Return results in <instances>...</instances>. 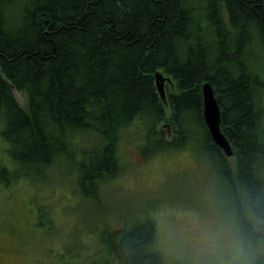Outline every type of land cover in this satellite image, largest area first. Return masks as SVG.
Listing matches in <instances>:
<instances>
[{"label": "trees", "instance_id": "trees-1", "mask_svg": "<svg viewBox=\"0 0 264 264\" xmlns=\"http://www.w3.org/2000/svg\"><path fill=\"white\" fill-rule=\"evenodd\" d=\"M157 71L169 75L166 101ZM207 81L232 157L204 120ZM195 114L226 192L264 204V0H0V134L17 163L53 164L64 138L74 147L79 134L95 133L101 148L82 163L95 175L82 181H102L123 166L124 133L178 146L175 135ZM117 230L118 264H178L151 218Z\"/></svg>", "mask_w": 264, "mask_h": 264}, {"label": "rangeland", "instance_id": "rangeland-1", "mask_svg": "<svg viewBox=\"0 0 264 264\" xmlns=\"http://www.w3.org/2000/svg\"><path fill=\"white\" fill-rule=\"evenodd\" d=\"M165 86L169 93L170 82ZM15 94L25 106L26 96ZM192 119L171 148L154 138L141 143L145 134L124 133L120 172L98 182L82 181L95 175L82 165L101 148L95 133L79 134L74 147L64 138L50 165L17 163L0 134V264H118L110 249L117 229L146 217L157 224L163 253L180 264L190 253L191 221L203 214L206 193L226 191L218 155L201 120ZM165 123L159 126L172 137ZM141 149L152 156L144 158Z\"/></svg>", "mask_w": 264, "mask_h": 264}, {"label": "clouds", "instance_id": "clouds-1", "mask_svg": "<svg viewBox=\"0 0 264 264\" xmlns=\"http://www.w3.org/2000/svg\"><path fill=\"white\" fill-rule=\"evenodd\" d=\"M191 225L190 253L181 264H264V204L209 189Z\"/></svg>", "mask_w": 264, "mask_h": 264}, {"label": "water", "instance_id": "water-1", "mask_svg": "<svg viewBox=\"0 0 264 264\" xmlns=\"http://www.w3.org/2000/svg\"><path fill=\"white\" fill-rule=\"evenodd\" d=\"M156 85L158 91L163 99L166 101L167 92L165 82L169 80L163 72L157 71L155 73ZM203 95V116L207 125L208 131L213 141L223 150L227 157L234 155V150L221 128V108L216 97V92L213 85L210 82H204L202 84Z\"/></svg>", "mask_w": 264, "mask_h": 264}]
</instances>
